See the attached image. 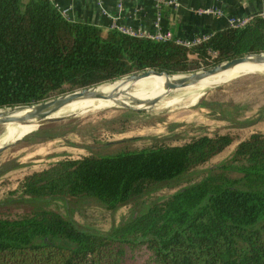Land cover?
Instances as JSON below:
<instances>
[{
  "label": "trees",
  "instance_id": "1",
  "mask_svg": "<svg viewBox=\"0 0 264 264\" xmlns=\"http://www.w3.org/2000/svg\"><path fill=\"white\" fill-rule=\"evenodd\" d=\"M262 51L260 14L186 45L70 19L53 0H0V108L135 71L178 74ZM199 104L221 118L241 119V125L264 118V102L243 120L239 102ZM235 138L216 130L180 144L64 158L34 171L22 183L21 211L3 208L15 198L0 200V264H264L263 131L239 140L229 158L200 179L189 177L174 193L107 232L82 228L68 214L45 207L53 198L75 196L115 209L162 183H179Z\"/></svg>",
  "mask_w": 264,
  "mask_h": 264
},
{
  "label": "rangeland",
  "instance_id": "2",
  "mask_svg": "<svg viewBox=\"0 0 264 264\" xmlns=\"http://www.w3.org/2000/svg\"><path fill=\"white\" fill-rule=\"evenodd\" d=\"M246 69L260 70L264 67L247 66ZM190 72L192 71L178 74ZM239 76L237 80L233 76L234 78L225 82L207 87L196 99L193 96L201 92L195 93L192 87L175 88L164 95L159 93L157 96L161 95V100H156L157 104L148 108L127 110L114 105L97 110H83L71 106L70 108L76 109L55 115L61 117L59 120L32 126L17 136H23L22 138L11 141L1 142L5 131L3 124H0V147L8 144L0 152V200L16 199L6 202L3 208H12L13 212L21 211L20 196L25 177L60 159L142 148L157 142L180 144L195 135L216 130L229 131L235 135L236 138L230 145L207 162L191 169L179 183H162L141 198H133L115 209L107 208L94 198L75 196L53 198L45 205L46 208L68 214L82 228L101 232H107L129 221L145 210L152 201L174 193L182 184L187 183L186 179L189 177L191 180L200 179L210 166L229 158L239 140L254 131L264 132V118L249 125H241V119L231 121L221 118L212 108L199 104L203 99L235 101L243 105L240 107L242 120L245 117L243 115H254L258 105L264 102V70ZM123 80L115 79L108 84H118ZM66 92L68 91L54 96ZM149 104L145 103L150 106ZM133 252H128L129 260L133 259ZM141 254V250L136 252L135 259H139Z\"/></svg>",
  "mask_w": 264,
  "mask_h": 264
},
{
  "label": "crops",
  "instance_id": "3",
  "mask_svg": "<svg viewBox=\"0 0 264 264\" xmlns=\"http://www.w3.org/2000/svg\"><path fill=\"white\" fill-rule=\"evenodd\" d=\"M60 8H69L70 19L93 22L107 30L113 21L147 29L150 33L170 30L174 38L192 39L210 35L216 30L246 16L264 11V0H177L168 4L159 17L155 0H104L106 12L92 0H53ZM122 3V6H119ZM217 8L215 14L203 12Z\"/></svg>",
  "mask_w": 264,
  "mask_h": 264
},
{
  "label": "bare ground",
  "instance_id": "4",
  "mask_svg": "<svg viewBox=\"0 0 264 264\" xmlns=\"http://www.w3.org/2000/svg\"><path fill=\"white\" fill-rule=\"evenodd\" d=\"M264 67V62H253V61H240L228 68H225L213 75L204 77L199 81L183 86L182 88L192 87L194 88L195 93H199L201 91L205 92L209 86H213L221 83L224 80L232 78L240 73H244L249 71L246 67ZM252 69V68H251ZM184 74H170L168 77L166 74H150L143 76L138 79H124L122 82L118 84H108L103 83L98 85L97 87H93L90 89L93 93L106 92L109 93L105 98H90V97H80L72 100L70 103L64 105L53 115H58L61 112H67L69 110H75L76 108H70L71 106H77L83 110H97L110 106H114L116 101L130 103L135 106H142L145 103H152L156 100H161V95L167 93L168 90L165 87L166 83H170L176 81L178 78L184 77ZM123 79V78H120ZM111 83V82H110ZM172 90V89H171ZM174 91V90H173ZM177 92V91H176ZM203 92L199 94H195L193 99L199 98ZM161 94L157 96L158 94ZM160 97V98H159ZM87 101V102H85ZM157 104V103H156ZM160 105V104H159ZM161 105H171V104H161ZM192 105V104H191ZM158 107V106H157ZM189 107V106H188ZM104 110V109H103ZM26 111L24 108H17L15 110L0 109V117L6 119L7 123L3 124L4 133L2 134V141L15 140L17 136L29 129L32 126L37 125L36 120H32V122H18L19 117ZM12 129V130H11ZM1 139V138H0Z\"/></svg>",
  "mask_w": 264,
  "mask_h": 264
},
{
  "label": "water",
  "instance_id": "5",
  "mask_svg": "<svg viewBox=\"0 0 264 264\" xmlns=\"http://www.w3.org/2000/svg\"><path fill=\"white\" fill-rule=\"evenodd\" d=\"M240 61H253V62H259V63L264 62V51L248 53V54H245L242 56H237V57H233L231 59L224 60L222 62L215 64V65L203 67L200 70H196V71H192L190 73L184 74L185 75L184 77L178 78L176 81L166 83L165 87L168 90H171V89L183 87V86L188 85V84L195 83L204 77L213 75V74H215V73H217V72H219L225 68H228V67H230V66H232V65H234ZM263 70L264 69L249 70V71H246L244 73L238 74L234 77H237V76L242 75V74L250 73V72L263 71ZM152 73H154V74H166L168 77L171 74L170 72H168L166 70L149 68V69H145V70H140V71L128 73V74L123 75L119 78H123L126 80H128V79H134L135 80V79L141 78L143 76L150 75ZM234 77H232V78H234ZM229 79H231V78H229ZM229 79H227V80H229ZM227 80H224L222 82H225ZM101 84H98V85H101ZM98 85L84 87L82 89L69 91V92L59 94V95H56L52 98H48V99H45V100H42L39 102H35V103L18 104V105H14L11 107H2V108L10 109V110H15L17 108H24V109H26V111L19 117V119L17 121L23 122V123H27V122L29 123V122H32V120H36L35 122H37L38 126H40L44 123L59 120L61 117L53 115L54 112H56L58 109H60L64 105L70 103L72 100H74L76 98H80V97H83V98H85V97L105 98V97H107L110 92L109 93H106V92L93 93L90 91L91 88L97 87ZM158 101L152 102L151 104H149L150 106H148V105L132 106V105H128L124 102H120V101H116L115 105L125 107L127 110L128 109L134 110V109L151 107L154 104H156ZM2 108H0V109H2ZM7 122H10V121H7L6 119L0 117V124H4ZM22 137H19L17 139H20ZM7 145H8L7 143L2 145L0 147V152L2 150H4V148Z\"/></svg>",
  "mask_w": 264,
  "mask_h": 264
},
{
  "label": "built area",
  "instance_id": "6",
  "mask_svg": "<svg viewBox=\"0 0 264 264\" xmlns=\"http://www.w3.org/2000/svg\"><path fill=\"white\" fill-rule=\"evenodd\" d=\"M94 1L101 9L103 12H106V7H105V2L104 0H92ZM157 11L159 17L161 16L162 9L165 5L168 4H174L178 5L179 2L177 0H155ZM119 6H122V3H119ZM62 12L70 18V15L68 13L69 8H61ZM203 12H212L215 14H221V10L217 8H207L205 10H200ZM260 15L264 16V11L260 13ZM253 16H246L237 19L234 21L233 25H243L247 23ZM110 28H114L119 30L120 32L131 34V35H137V36H148L152 37L154 39H159V40H165V39H175L177 42L186 44V45H194L197 43H200L204 40H206L210 35H199L196 36L192 39H180V38H174L173 33L170 30L166 31H158L156 33H150L147 29H144L143 27L131 25V24H124V23H119L116 20L112 22L110 25Z\"/></svg>",
  "mask_w": 264,
  "mask_h": 264
}]
</instances>
